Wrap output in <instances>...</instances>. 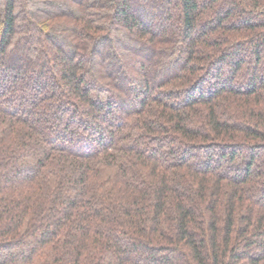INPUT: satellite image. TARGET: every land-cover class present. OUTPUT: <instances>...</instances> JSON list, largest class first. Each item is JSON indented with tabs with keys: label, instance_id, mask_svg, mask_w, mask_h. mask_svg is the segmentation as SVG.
Here are the masks:
<instances>
[{
	"label": "trees",
	"instance_id": "16d2710c",
	"mask_svg": "<svg viewBox=\"0 0 264 264\" xmlns=\"http://www.w3.org/2000/svg\"><path fill=\"white\" fill-rule=\"evenodd\" d=\"M0 264H264V0H0Z\"/></svg>",
	"mask_w": 264,
	"mask_h": 264
}]
</instances>
